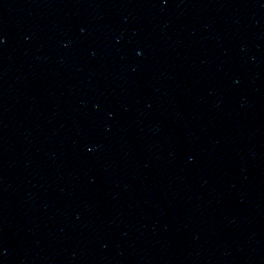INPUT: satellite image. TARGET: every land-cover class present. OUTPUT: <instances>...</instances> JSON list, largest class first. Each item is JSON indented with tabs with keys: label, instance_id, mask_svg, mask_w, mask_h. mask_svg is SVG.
Instances as JSON below:
<instances>
[{
	"label": "water",
	"instance_id": "95a60500",
	"mask_svg": "<svg viewBox=\"0 0 264 264\" xmlns=\"http://www.w3.org/2000/svg\"><path fill=\"white\" fill-rule=\"evenodd\" d=\"M0 264H264V0H0Z\"/></svg>",
	"mask_w": 264,
	"mask_h": 264
},
{
	"label": "clouds",
	"instance_id": "9594fccd",
	"mask_svg": "<svg viewBox=\"0 0 264 264\" xmlns=\"http://www.w3.org/2000/svg\"><path fill=\"white\" fill-rule=\"evenodd\" d=\"M3 41L2 40H0V43H2Z\"/></svg>",
	"mask_w": 264,
	"mask_h": 264
}]
</instances>
